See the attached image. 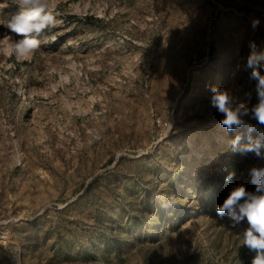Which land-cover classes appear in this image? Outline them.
<instances>
[{
	"label": "rangeland",
	"instance_id": "rangeland-1",
	"mask_svg": "<svg viewBox=\"0 0 264 264\" xmlns=\"http://www.w3.org/2000/svg\"><path fill=\"white\" fill-rule=\"evenodd\" d=\"M48 6L30 59L0 54V264H251L216 209L264 159L232 150L210 96L257 102L264 0Z\"/></svg>",
	"mask_w": 264,
	"mask_h": 264
},
{
	"label": "clouds",
	"instance_id": "clouds-1",
	"mask_svg": "<svg viewBox=\"0 0 264 264\" xmlns=\"http://www.w3.org/2000/svg\"><path fill=\"white\" fill-rule=\"evenodd\" d=\"M11 4L20 11L0 21V25L21 38L13 41L11 36L4 37L0 54L15 56L17 61L28 60L40 46L37 37L46 29L56 26V16L52 14L48 0H11ZM258 24L259 20H254L253 28ZM249 48L242 67L244 71L250 70L249 79L255 82L257 102L249 107L239 102L229 90L213 86L210 106L221 115L220 125L228 132L235 133L230 141L234 152L264 159V72L261 71L264 69V54L257 51L254 41L250 42ZM237 68L239 70L240 65ZM248 174L255 191H249L245 184L233 187L217 207L216 213L222 219L226 216L234 229L246 222L241 245L254 254L251 264H264V168L253 166L248 169ZM234 176L235 173L230 172L225 179L230 182Z\"/></svg>",
	"mask_w": 264,
	"mask_h": 264
}]
</instances>
